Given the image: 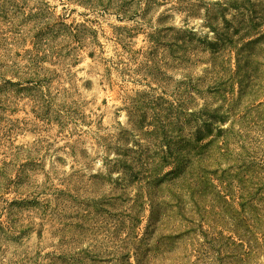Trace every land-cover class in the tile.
<instances>
[{"label": "rangeland", "instance_id": "1", "mask_svg": "<svg viewBox=\"0 0 264 264\" xmlns=\"http://www.w3.org/2000/svg\"><path fill=\"white\" fill-rule=\"evenodd\" d=\"M0 264H264V0H0Z\"/></svg>", "mask_w": 264, "mask_h": 264}, {"label": "trees", "instance_id": "2", "mask_svg": "<svg viewBox=\"0 0 264 264\" xmlns=\"http://www.w3.org/2000/svg\"><path fill=\"white\" fill-rule=\"evenodd\" d=\"M203 156V154L200 156V157H202ZM200 161H202V160H199L198 162L200 163ZM191 165H193L192 163H188V166L186 167V169L184 170V172H186L187 171V169H190L192 166ZM227 241H228V243H229V245H231L232 243H231V238L230 239H226ZM234 245V244H233ZM227 247L224 245V244H222L221 246H218L217 247V252H218V254H219V256H220V260L221 261H225L224 259H227L228 258V256H224V250L226 249Z\"/></svg>", "mask_w": 264, "mask_h": 264}]
</instances>
